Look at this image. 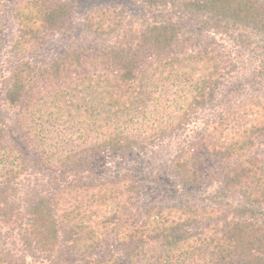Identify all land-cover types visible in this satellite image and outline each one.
I'll list each match as a JSON object with an SVG mask.
<instances>
[{
  "label": "trees",
  "instance_id": "16d2710c",
  "mask_svg": "<svg viewBox=\"0 0 264 264\" xmlns=\"http://www.w3.org/2000/svg\"><path fill=\"white\" fill-rule=\"evenodd\" d=\"M7 1L0 264H264V0H136L149 18L104 5L35 62L47 34L73 28V7ZM240 70L255 93H237ZM162 139L174 200L145 199L123 173L98 178L96 153ZM199 184L201 202L187 189Z\"/></svg>",
  "mask_w": 264,
  "mask_h": 264
},
{
  "label": "rangeland",
  "instance_id": "374dc122",
  "mask_svg": "<svg viewBox=\"0 0 264 264\" xmlns=\"http://www.w3.org/2000/svg\"><path fill=\"white\" fill-rule=\"evenodd\" d=\"M16 0H8L6 2L5 9L10 7V5ZM73 7V13L71 15V20L73 22V28L65 33L47 34L44 37V43L41 45L38 51L30 56V59L35 62L39 60L49 59L56 56L62 52L74 38L83 37L84 24L86 22V16L90 11L95 10L98 7L104 5H112L124 7L129 12L128 14L134 16L135 18L148 17L149 14L137 4L136 0H67ZM4 9V10H5ZM129 15V16H130ZM133 17V18H134ZM134 18V19H135ZM16 30L15 21L8 17V13H3L0 11V62L6 63L11 60L12 51L11 44L14 40ZM86 35V34H85ZM86 38V37H85ZM89 38V36H88ZM241 70L234 75L240 80L241 90H237V93L241 92H256L258 87L257 82L244 80L240 78ZM237 78V79H238ZM231 80L229 83H232ZM232 88H236V84L232 85ZM245 97H243L244 99ZM248 98V97H247ZM242 99V98H241ZM200 121L195 124L191 123L188 125L189 129L186 131L189 134H193L191 130H195L199 125ZM24 138V137H23ZM22 138V139H23ZM155 145H148L144 151H136L126 157H120L110 151H102L96 153L93 166L98 178L101 179L104 174H110L113 176L114 173H123L131 181L136 183L141 190V195L144 198H154L159 200L162 204L174 200L176 196L174 192V183L170 175L171 168V153L173 152V147L169 144L167 139H162V141H156ZM31 146V145H30ZM31 151L40 152L41 147L34 148L31 146ZM254 152L264 156V146L260 144L254 149ZM48 173H53L54 170L47 171ZM192 195L198 197V202L203 196L204 190L207 192L209 189L205 188L203 184L189 186ZM206 194V193H205ZM233 199L237 196L234 193L231 194ZM205 204V202H203ZM210 207L212 205H209ZM218 214L220 212V206L214 204ZM121 264H128L127 262H122Z\"/></svg>",
  "mask_w": 264,
  "mask_h": 264
}]
</instances>
